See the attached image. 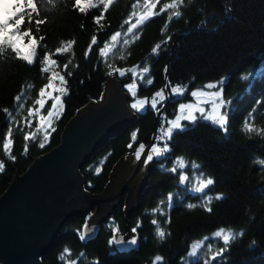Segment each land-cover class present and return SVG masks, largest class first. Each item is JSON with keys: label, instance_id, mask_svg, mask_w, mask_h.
Listing matches in <instances>:
<instances>
[{"label": "trees", "instance_id": "1", "mask_svg": "<svg viewBox=\"0 0 264 264\" xmlns=\"http://www.w3.org/2000/svg\"><path fill=\"white\" fill-rule=\"evenodd\" d=\"M142 2L113 0L107 11L99 5L80 13L73 7L74 0H37L38 19L45 23L39 26L38 32L36 25H31L36 40L44 37L34 63L29 65L19 60L11 49L0 54V163L3 164L0 195L15 175L28 168L34 156L58 145L65 125L80 107L91 99H101L110 71L136 65L143 67L147 61L153 84L146 83L148 77L143 83L137 81L136 95L141 97H149L166 85L167 93L172 86L185 85L187 92L183 98L187 99L192 89L223 77L222 95L228 100L225 128L197 119L188 124L185 131L176 132L169 141V151L151 165L148 183L139 192L138 206L130 213L127 223L126 192L87 239H81L80 233L95 208L68 220L53 249L41 261L43 264H153L155 257L160 256L162 260L157 264H186L184 258L194 240L224 229L238 231L240 235L230 241L226 251L215 260L212 256L224 247V242L210 237L207 240L220 248L216 247L215 251L211 248L212 253L189 264H264V165L256 162L257 158L264 159V0H183L179 8L181 16L168 21L170 11H166L125 35L128 17L134 11L132 5ZM170 2L159 0L155 11ZM102 11L103 19L97 24L94 17L100 16ZM116 32L121 36L108 56H102L99 49ZM94 35L97 43L85 57ZM126 40L128 43L124 42ZM68 41H73L68 51L52 55L56 64L50 66L49 72H42L45 54L55 53L56 48L67 46ZM158 43L161 44L159 56H151V48ZM256 70L258 73L248 77ZM53 71L65 77L66 93L62 95L61 113L45 134L38 128L35 111L29 116V109H37L35 101L39 98V89L48 82L47 77ZM113 74L126 82L133 81L130 72L124 76L119 72ZM126 82L122 89L131 108L133 96ZM16 96L20 99L15 100ZM168 97L157 131L161 119L173 117L177 112L179 98ZM162 105L158 104V108ZM49 106L50 100L42 113ZM156 112L148 107L137 113L130 126L110 139L80 169L88 192L101 193L120 156L140 144H148ZM245 124L255 131H247ZM25 135H30L28 141ZM9 138L12 143L6 150L4 143ZM180 157L199 165L187 168L189 172L197 170L199 177H210L214 183L203 192L190 191L189 182L180 181V169L171 171ZM97 168L101 169L99 173ZM193 178L191 183L195 184ZM220 194L222 198L216 199ZM209 199L211 202L206 205ZM153 220L157 223L153 224ZM157 227L165 232L163 239L157 236ZM113 229H118L119 238L134 236L135 244L125 249L118 246L119 243L110 244Z\"/></svg>", "mask_w": 264, "mask_h": 264}, {"label": "water", "instance_id": "2", "mask_svg": "<svg viewBox=\"0 0 264 264\" xmlns=\"http://www.w3.org/2000/svg\"><path fill=\"white\" fill-rule=\"evenodd\" d=\"M124 82L114 74L109 75L101 99H91L80 107L65 125L58 145L40 156H34L28 168L15 175L2 192L0 264H43L41 258L53 249L66 222L95 208L85 223V239L91 237L126 192L124 215L128 222L130 213L138 206L139 192L148 183L151 165L164 157L163 154L144 163L169 98L156 112L153 134L141 158L135 156L138 147L122 154L101 193L88 192L80 173L97 151L137 117V113L126 103V94L122 89ZM132 238L121 237V248L132 247L135 244L130 243Z\"/></svg>", "mask_w": 264, "mask_h": 264}, {"label": "snow or ice", "instance_id": "3", "mask_svg": "<svg viewBox=\"0 0 264 264\" xmlns=\"http://www.w3.org/2000/svg\"><path fill=\"white\" fill-rule=\"evenodd\" d=\"M113 3V0H74L73 7L74 9H77L80 13H86L89 9L96 8L99 5H103L104 11H107L109 6ZM159 3V0H143V11L140 15L137 16L136 12H133L129 17L127 23L129 24L127 33H132L135 29L139 28L145 22L149 21L152 17H155L157 15H160L162 13H165L166 11H170V14L168 16V21H171L173 17H179L181 16V11L179 10L180 6L183 3V0H171L170 3H164L162 7L159 8V11H155L157 8V4ZM0 4L3 5L2 8H0V54H2L5 49H11L12 52L15 53L16 58L19 60H22L26 62L27 64L31 65L34 63L36 57H37V49L40 44V41L44 39V37H40V41L36 40L32 35V28L31 25L34 23L36 25V31H39V26L43 23H45L44 20L38 19L40 15V8L38 7L37 0H10V2H5V0H0ZM138 6V4H133L132 7L135 9ZM104 11L101 12L100 16L94 17V20L97 24L100 23V21L103 19ZM133 17H135V21L132 22ZM165 27H167V22L165 24ZM24 29L23 31L21 29ZM164 29H161L163 31ZM125 33V35L127 34ZM121 36L120 32H116L112 37L111 41L115 42L117 39ZM27 37L28 43L23 45V48L21 47V42L23 39ZM138 38V36L136 37ZM170 40L171 37H168ZM125 43H128V41H124ZM97 43L96 36L94 35L91 39V43L88 45V49L85 51L84 55L87 57L89 53L92 50V47ZM164 43H167V40L164 41ZM73 41H68L67 46L65 47H58L55 50V53L48 54L46 53L43 57V65L44 67L41 69L42 72L47 73L50 70L51 65L56 64V60L52 59V55L55 54H62L64 52H67L68 49L72 46ZM114 47L113 44H109L106 42L104 44V47L99 49V52L102 56L107 57L109 52L111 51V48ZM26 49V51L24 50ZM161 49V44L158 43L155 46L151 48L150 55L151 56H159ZM145 66L141 67L140 65H136L133 68L129 69H114L113 71L109 72V75H112L113 72H119L121 76L126 75L128 72L132 74L133 82L126 85L128 91L135 97L137 94V81L143 83L145 81V78H147L146 83L148 85L153 84V79L150 78V67L147 65V61L144 62ZM68 65H65V68H67ZM168 67L165 65L164 72L167 73ZM68 75H71V73H68ZM59 79V82L61 85L66 84L65 77L61 75L58 72H52L51 75L47 77L48 82L39 89V98L35 101V104L40 105L41 108L44 107L46 104V99H51L53 101L51 109L48 110V123H51V118L56 115V110L58 108H62V95L66 93V88L64 87H55L54 81L56 79ZM217 85L214 84H208L206 87L208 88H215ZM167 85L164 88H161L160 90L156 91L152 97L150 102V107L152 110H155L157 112L160 111L158 108V104L162 105L163 102L168 98L169 95H175V96H182L185 93V89L180 86L171 87V92L166 93ZM51 89V91H48ZM54 93H59L57 95H54ZM206 93L204 92H198V91H192L191 96L197 97V96H203ZM207 95L214 96L216 98H219L221 93L219 92H213V93H207ZM15 100H19L20 96H16L14 98ZM225 105V101L219 100V104H213V115L211 117H205L210 118L213 120L214 123H216L220 128H225L227 123V117L225 114L218 111V108H222ZM148 106V101L146 99H138L134 103L131 104V108L136 110L137 112L145 110V108ZM187 108L189 111L187 115H184V109ZM5 112H8V109H4ZM33 111L36 113H39L40 109H29V116L33 115ZM205 109L199 104L193 105L191 103L185 105L180 104L178 106L177 114L175 115V118L172 120H168L166 122V126L162 125L161 129L159 130V134L154 137L156 141H159L162 143V147L158 146L157 143H153L148 150V154L146 159L144 160V163L147 164L149 161L153 160L154 157L162 156L164 153L169 151V141L173 137V135L176 132H183L186 130L187 125L184 123L185 121L189 124L195 123L197 120V116L195 115L196 112H200L203 114ZM44 117H41V120H43ZM30 123V121H29ZM245 129L249 132L255 131L254 128H252L250 125L245 124ZM9 137L11 136V129H9ZM136 133H132V140L135 141ZM25 141H28L30 139V135L24 136ZM48 137L45 135L44 140L47 141ZM12 143L11 139H7L4 143V148L7 150L9 148V145ZM43 147V143L40 145ZM132 145L129 144V147ZM145 149V145L140 144L138 149L135 152V156L137 159L141 158L142 152ZM25 150H27V145H25ZM259 164L264 165V161H258ZM180 167H184V162L181 161ZM193 168H198L199 165L193 163ZM3 168V164L0 163V169ZM177 169L173 168L171 171L175 172ZM97 173L101 171L100 168L96 169ZM187 179V177L184 174L180 175V181L184 182ZM214 183V180L212 178H207L206 180L201 179L199 180V186L196 188V191L203 192L206 188L211 186ZM222 194L217 195L216 199H221ZM171 197H169V200ZM211 200L209 199L206 202L207 204H210ZM195 205H188V207H194ZM207 211H211L210 207H206ZM153 211H157L154 209ZM157 222L153 220V224H156ZM139 226V225H137ZM86 229L87 224H85V231H81L80 237L81 239L85 238L86 235ZM133 232L136 231V228L132 229ZM118 232V229H113V236L109 240V243H120L121 240L117 239L116 233ZM157 236L160 239H163L165 237V232L157 227L156 231ZM214 235L218 238H222L224 242V247L221 248L218 252L214 253L212 256V260H215L218 256H221L227 249V246L229 245L230 241L234 240L240 233H234L231 230L225 231L224 229H220L214 233ZM136 238L133 236L130 243H135ZM67 251V250H66ZM162 258L160 256H156L153 264H157V262L161 261Z\"/></svg>", "mask_w": 264, "mask_h": 264}, {"label": "rangeland", "instance_id": "4", "mask_svg": "<svg viewBox=\"0 0 264 264\" xmlns=\"http://www.w3.org/2000/svg\"><path fill=\"white\" fill-rule=\"evenodd\" d=\"M5 2H10V0H5ZM143 2L142 3H140V4H138V6L134 9V11L133 12H136V14H137V16L138 15H140L141 13H142V11H143ZM3 7V5L2 4H0V8H2ZM135 21V17H133V20H132V22H134ZM128 26H129V24H128ZM127 33V32H126ZM113 36V35H112ZM117 41H118V39H117ZM117 41H115V42H112L111 41V39H110V41H106V42H108L110 45L111 44H113L114 43V45L116 44V42ZM28 43V40H26L25 38L23 39V41L21 42V47L23 48V45H25V44H27ZM25 51H26V49H24ZM258 71L259 70H256V71H254V72H250L249 73V75H248V77H250V76H252V75H255L256 73H258ZM53 72H55V71H53ZM247 77V78H248ZM223 77L222 78H220V79H218V80H215V81H211V82H208V83H205L202 87H199V88H196V89H192L191 91H190V93H189V95H190V98H187V99H184L183 97L185 96V94H186V92H187V88H186V86L185 85H182V86H180V85H175V86H180V87H182V88H184L185 89V93H184V95H182V96H175V95H173L174 97H176V98H179V100H178V106L180 105V104H185V105H187V104H189V103H191V104H193V105H197V104H199V106H201V107H203L204 109H205V111H204V113L203 114H201L200 112H196L195 113V115L197 116V119H200V120H204V121H209V122H211V123H213V124H215V125H217L216 123H214L213 122V120L212 119H210V118H205V117H211L214 113H213V104L215 103V104H219V100H223V101H225V105L222 107V108H218V111H220L221 113H223V114H225L226 115V108H227V105H228V100L227 99H225L224 97H223V95H222V82H223ZM133 82V81H132ZM132 82H126V85H128V84H130V83H132ZM208 84H214V85H217L215 88H208V87H206ZM54 85H55V87H64V85H61L60 84V82H59V79L57 78L55 81H54ZM175 86H172V87H175ZM127 88V87H126ZM48 91H51V89H49ZM192 91H198V92H204V93H206L205 95H203V96H197V97H192L191 96V92ZM213 92H219V93H221V95H220V97L219 98H216V97H214V96H210V95H207V93H213ZM155 93V92H154ZM153 93V94H154ZM57 94H59V93H54V95H57ZM152 94V95H153ZM152 95L151 96H149V97H141V96H133L132 98H133V100H132V102H131V104L132 103H134L136 100H138V99H146L147 101H148V106L145 108V110L149 107V108H151L150 107V102H151V97H152ZM46 99V103H47V101L48 100H50V106H49V108L46 110V112L45 113H42V110H43V108H41L40 107V105H37V109H40V111H39V113H36V117H37V120H38V128H39V130L41 131V132H43V133H45V134H47V130L50 128V126L52 125V121H53V119L56 117V116H58L60 113H61V110H62V108H58L57 110H56V115L55 116H53L52 118H51V123L49 124L48 123V110L49 109H51V106H52V103H53V101L51 100V99H48V98H45ZM61 99H62V97H61ZM45 106V105H44ZM145 110H143V111H145ZM177 110H178V107H177ZM136 113H140V112H143V111H139V112H137L136 110H134ZM188 109L187 108H185L184 109V112H183V114L184 115H187V113H188ZM176 114H177V112H176ZM175 114V115H176ZM41 117H44V119L43 120H41ZM175 118V116H173V117H169L168 119H161V124H160V126H159V128H158V131H157V134H156V136L159 134V130L161 129V126L162 125H165L166 126V122L168 121V120H172V119H174ZM160 119V118H159ZM187 126H188V122H184ZM154 142L155 143H157L158 144V146H163L162 145V143L161 142H159V141H156V140H154ZM153 142V143H154ZM152 143V144H153ZM146 146V145H145ZM136 147H139V146H136ZM135 147V148H136ZM151 147V146H150ZM134 148V149H135ZM134 149H132V150H134ZM150 149V148H149ZM142 154H143V152H142ZM181 161H183L184 162V167L183 168H181L180 167V163H181ZM192 164L193 163H191V162H189V161H187L185 158H183V157H180V158H178L177 160H176V162H175V168H179L180 169V175L181 174H184L186 177H187V179L184 181V182H181L182 184H186V183H188L189 182V185H188V189L190 190V191H196V188L199 186V180H201L202 178L201 177H199L198 176V174H200V172H198L197 170H192V171H188V169L187 168H193L192 167ZM201 175V174H200ZM191 177H194L193 178V180L195 181V184H192L191 182H192V179H191ZM203 177V176H202ZM204 179H205V177H203ZM207 178H209V177H207ZM206 178V179H207ZM205 179V180H206ZM226 231H228V230H226ZM238 231H236V233H237ZM215 238L216 236L214 235V234H212V235H209V236H203V237H201V238H199V239H196V240H194L191 244H190V246H189V249H188V251H187V253H186V257L184 258V262L186 263V264H189V263H191V262H193V261H195V260H197L198 258H200V257H204L205 255H206V253H212V251H211V248H214V251H215V248L216 247H218V246H216V247H214L213 246V243L212 242H210L209 240H207V239H209V238ZM218 238V237H217ZM117 239H120V240H122L121 238H119V236H117ZM220 239H222V238H220ZM223 241V240H222ZM202 245H205L206 247H204V246H202ZM118 246H120L121 247V245H120V243L118 244ZM218 248H220V247H218ZM213 251V252H214Z\"/></svg>", "mask_w": 264, "mask_h": 264}, {"label": "clouds", "instance_id": "5", "mask_svg": "<svg viewBox=\"0 0 264 264\" xmlns=\"http://www.w3.org/2000/svg\"><path fill=\"white\" fill-rule=\"evenodd\" d=\"M258 161H264V159L257 158L256 162L258 163Z\"/></svg>", "mask_w": 264, "mask_h": 264}]
</instances>
